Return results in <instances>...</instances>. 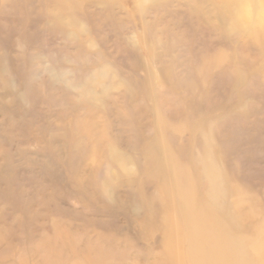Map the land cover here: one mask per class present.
Returning a JSON list of instances; mask_svg holds the SVG:
<instances>
[{
	"label": "rangeland",
	"instance_id": "374dc122",
	"mask_svg": "<svg viewBox=\"0 0 264 264\" xmlns=\"http://www.w3.org/2000/svg\"><path fill=\"white\" fill-rule=\"evenodd\" d=\"M225 1L0 0V264L264 262V0Z\"/></svg>",
	"mask_w": 264,
	"mask_h": 264
},
{
	"label": "bare ground",
	"instance_id": "6f19581e",
	"mask_svg": "<svg viewBox=\"0 0 264 264\" xmlns=\"http://www.w3.org/2000/svg\"><path fill=\"white\" fill-rule=\"evenodd\" d=\"M242 2L243 0H226L225 1V10L229 11L230 9L233 10H238L241 11L242 10ZM214 231L210 232L207 234V232H205V237L207 239V242H213L212 238L214 237ZM220 256L223 258H219V260H216V255L217 254H209V258L212 260V263L210 264H246L247 258L245 254L243 253H239V254H234L233 252L230 251L228 245H224L222 248L218 249ZM264 251V250H263ZM263 253V252H262ZM262 253H260V255H262ZM174 254V255H173ZM173 254L170 256V259L172 260L173 257L175 258V262H176V252L173 251ZM233 259L235 260V262H232ZM260 264H264V262H260Z\"/></svg>",
	"mask_w": 264,
	"mask_h": 264
}]
</instances>
